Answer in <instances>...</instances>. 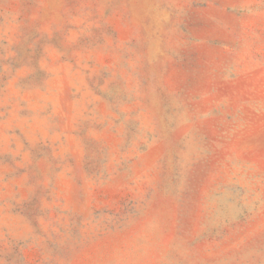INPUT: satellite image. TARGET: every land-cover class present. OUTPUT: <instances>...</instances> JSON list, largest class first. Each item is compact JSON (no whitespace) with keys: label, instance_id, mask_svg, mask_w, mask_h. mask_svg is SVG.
Listing matches in <instances>:
<instances>
[{"label":"rangeland","instance_id":"374dc122","mask_svg":"<svg viewBox=\"0 0 264 264\" xmlns=\"http://www.w3.org/2000/svg\"><path fill=\"white\" fill-rule=\"evenodd\" d=\"M0 264H264V0H0Z\"/></svg>","mask_w":264,"mask_h":264}]
</instances>
